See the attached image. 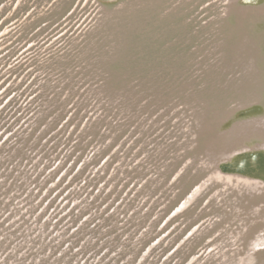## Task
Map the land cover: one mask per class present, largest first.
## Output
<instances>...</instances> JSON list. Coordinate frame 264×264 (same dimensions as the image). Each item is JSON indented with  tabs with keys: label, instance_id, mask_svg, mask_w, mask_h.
Here are the masks:
<instances>
[{
	"label": "rangeland",
	"instance_id": "1",
	"mask_svg": "<svg viewBox=\"0 0 264 264\" xmlns=\"http://www.w3.org/2000/svg\"><path fill=\"white\" fill-rule=\"evenodd\" d=\"M261 153L264 0H0V264H264Z\"/></svg>",
	"mask_w": 264,
	"mask_h": 264
},
{
	"label": "bare ground",
	"instance_id": "2",
	"mask_svg": "<svg viewBox=\"0 0 264 264\" xmlns=\"http://www.w3.org/2000/svg\"><path fill=\"white\" fill-rule=\"evenodd\" d=\"M259 155H260V156H259ZM259 155H258V156L256 155V156H253V157H252L253 162L256 161L255 157H259L260 162H261L262 158H264V154L261 153V154H259ZM261 156H262V158H261ZM249 163H250V161H249ZM259 168H260V170L264 173V161H263V163H262V167L259 166ZM213 174H215V173H213ZM212 176H214V175H212ZM197 194H198V193H197ZM253 261H254V260H253Z\"/></svg>",
	"mask_w": 264,
	"mask_h": 264
}]
</instances>
